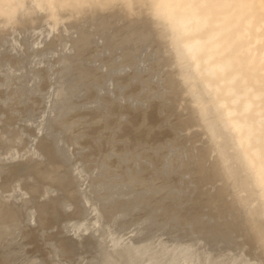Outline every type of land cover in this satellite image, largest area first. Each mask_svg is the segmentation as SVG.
Segmentation results:
<instances>
[{
	"label": "rangeland",
	"instance_id": "obj_1",
	"mask_svg": "<svg viewBox=\"0 0 264 264\" xmlns=\"http://www.w3.org/2000/svg\"><path fill=\"white\" fill-rule=\"evenodd\" d=\"M44 26H45L44 23L40 22L37 26L39 28L38 31L39 30L46 31L47 27L46 26L44 27ZM123 30L125 31L127 29L124 28ZM121 32H120L119 37L116 36L117 38L114 37V39L113 38L109 39L106 36H104L103 33H100V32L99 33L91 32L89 33V37L84 41L83 45H80V47L78 46L77 50L73 49L74 48L73 39L76 38L78 35L77 28H75L74 26H68L67 28H63L62 30H59V32L57 31L56 33L57 37L55 35L54 39L51 40V42H45V39L42 36L40 40L41 41L43 40L42 41L43 43L38 41L37 43L34 44L31 42V38L29 34L27 33V31H24V30L23 31L18 30V32L15 31L12 33L5 32L3 33V36L2 35L0 36V118H1L0 120V138H1L0 139V147H1L0 148V158L3 159V160H0V171L2 172L0 173V189L11 188L18 182H22L23 185H26V186H33L32 187L33 193L25 196V198H23L20 195V192H15L17 195L19 194L18 196L16 195L17 199L13 202V206L15 207V209L20 210L21 212L24 209H29V210L31 209V210L29 211V214L27 215L23 214L20 218L14 219L13 222L10 223L9 228L0 230V264H19V263L20 264H27V263L28 264H78V263L83 264L84 263L85 264V262L86 264H94L96 262L97 264L99 263L100 264H105V263L110 264L112 261L115 264H122V262L121 263L119 262L122 259L126 260L125 254L127 253L125 252V250L126 248H128V245L131 243H135L138 246V251L141 254H146V252L149 251L150 249H159L162 246H163L162 249L164 251L171 252L174 246L177 247L183 244L184 245L189 244V246L195 249L196 257L193 260L186 259L188 255H184L183 257H180L175 261H169L166 264H206L208 263L207 256H210L209 254L210 252L218 258L223 257L225 248H227L226 244L230 243L229 239L221 238L220 231H211L209 228H207L209 227L207 226L208 224L207 222L206 223L201 222V220H205V221L207 220L208 217H206L205 214H201L197 216L196 218L185 217V216H189L188 215L189 213L192 214L195 212L194 209L189 208L188 202L190 201V199L195 197L197 187H195L194 185L195 179L191 173V168L189 167L190 164L185 163L186 154L189 153L191 155L190 148L192 147V144L190 141L181 140L182 133L184 131L182 129H176L174 127V117L172 115L171 110H169L166 105V96L164 94V84L163 83L160 84L161 82H163L162 76L160 74L161 71L163 70V69L160 70V68H163V65L161 61H159L157 58L158 54L161 52V48L156 50V48L154 49V47L152 48V46H149L150 40L148 38L146 39V37H140V38L135 37L136 39L134 38L135 39L134 40L133 38L130 37V33L128 34L126 32L125 33L122 32L123 33L122 34ZM17 33H19L18 35L19 45H17L16 42L12 41V36L14 34L17 35ZM121 34L123 36L124 34L125 35L127 34V36L130 37L128 38L127 36H124V37H127L126 38L128 39L127 41L131 39V41H133L134 43L132 42V45L127 44L129 42L131 43V41L126 43V40H124L123 38L120 41L119 39H120V36H122ZM66 35H68V37ZM24 36L25 37L27 36V37L25 38ZM59 36L60 38H58ZM21 37H22V41H21ZM145 39H146V44H148L147 46L149 48L151 47L148 50L146 49L148 48L147 46L143 48V46L145 45ZM66 40L69 42H66ZM118 40L120 42H118ZM64 44L66 45L65 47H64ZM94 47L95 49H93ZM140 48L141 50L145 49V51L144 50L140 51ZM118 56L120 58H118ZM42 60L45 62H43ZM72 60H74V62ZM81 60L84 61L83 64ZM89 62H91V64ZM73 64L76 67H74ZM58 66L61 67V70H59ZM117 68L119 69V71ZM51 69L54 71H52ZM63 70H65L66 72L64 73ZM53 72H55V74L57 75L55 74L50 75ZM141 73L142 75L138 76V74L140 75ZM76 74L78 75V77ZM157 74H160V75H157ZM48 76H51V77H48ZM54 76L56 77L53 78ZM67 76L68 78H66ZM52 78H53V82L55 85L51 81ZM63 78L65 79L63 80ZM50 82L52 84H50ZM154 82L155 83L158 82V83L155 84ZM4 83L7 87L4 85ZM56 85H57V88L63 86L62 90L60 88H58L57 90ZM104 88H106L107 90H105ZM51 91L53 92L51 93ZM57 91H61V92L57 93ZM76 95L78 96V98H76L77 97ZM49 97H52L54 100L51 98L49 99ZM49 103H51V105ZM93 103L95 105H93ZM85 106L86 107L88 106V108L90 109V114L88 111L89 109L86 108ZM48 107H52V108H48ZM85 108H86V111L88 112H85ZM50 111H52V113ZM80 111H83L84 113L83 112L81 113ZM97 111H98V115L96 114ZM76 113L79 114L78 117ZM93 114L95 116H92ZM82 115H84V117H82ZM89 115H90V119L88 118ZM72 116H75V117H72ZM96 116H100V117H97L100 119L95 118ZM150 116H153V117H150ZM113 117H115V121ZM147 117L149 118L150 121L148 120ZM66 118L67 120H65ZM109 118L110 119L113 118V120L110 121ZM152 118L156 120V122L152 120ZM117 119H118V122H117ZM132 119L135 120L137 125L132 121ZM72 120L74 121L72 122ZM69 121H71L72 123ZM93 121L95 124L93 123ZM102 121L104 122V124ZM151 121L152 122L154 121L153 122L154 124ZM88 122H89V125L87 127L86 125L88 124ZM124 122L125 124H122ZM82 124L83 125L85 124V127L87 128V130L86 128H84L85 129L84 131ZM96 124L99 127V128L97 127V129L95 126ZM101 124H103L104 127ZM142 124L144 127L142 126ZM91 125L92 126L94 125V127H92ZM111 125L112 127H110ZM138 127L139 128L141 127V129H139ZM13 128L15 129V132ZM78 128H80V130H78ZM94 128L95 130H93ZM143 128H145L146 130ZM104 129H105L106 134L104 133ZM127 129L130 130L131 132L129 131L126 133V131H128ZM91 130L93 132L95 131L94 132L95 134ZM136 130L138 131L136 132ZM22 132L24 133L22 134ZM7 133L10 134V136H8ZM87 134L91 138L87 137ZM147 135L149 137H147ZM130 136H132V138L134 137L136 138L137 136V138L136 139L134 138V141H133V139H131ZM140 137H143L144 140ZM14 138L17 141L14 142ZM92 138L95 139V141ZM75 139H77L78 142L80 143H78L77 140ZM20 140L21 142H19ZM27 140L29 141L31 140L32 144L31 142ZM42 140H44L45 144ZM87 141H89L90 143ZM96 141L97 142L100 141L98 142L99 144ZM132 141L133 143L132 145H130ZM23 143L25 144V146H23L24 145ZM42 143L45 146H43ZM94 143H96V145ZM134 143L135 144L137 143L138 146L141 145L142 143V146H139V147L135 146ZM33 147L35 150L33 149ZM43 147H47L48 150H50V148L52 147L53 148L51 149L52 155L50 154L49 151H48L49 153L48 155V153L45 152L46 150L44 151L42 149ZM92 150L94 152H92ZM12 151H14L15 153L17 151V153L16 154L14 153L15 155H13ZM53 151H56V152L59 151L58 152L59 154ZM28 153L29 154L34 153L35 155L33 154V157L35 159L33 157H30L32 159L28 158V161H27V159H25V156ZM53 156L55 159L53 158ZM107 159L110 161V163L108 162ZM30 160H33V161H30ZM41 162L42 163L44 162V163L42 164ZM77 162H78V166H76ZM23 163L25 166H23ZM18 164L19 166H17ZM15 165L17 167H15ZM28 165L30 169L29 167H27ZM90 165H91V168L88 167ZM109 166L111 167L109 168ZM115 166H117L118 169ZM52 167H55L57 170L52 171V172H50V170H47L48 168L50 169ZM72 167L74 168V170L71 169ZM62 168L67 171L62 170ZM10 169L11 171L12 170L13 171L17 170V171L16 173L13 171L12 172L10 171L9 173ZM112 170H114L115 172L114 171L112 172ZM66 172L68 176L66 175ZM7 176H9V178L11 179L7 178ZM113 176H115V178ZM43 177H48V178L44 179ZM51 177L53 178L52 181L49 180ZM116 178H120V179H116ZM47 181H50V182H47ZM4 183L6 186L4 185ZM93 186L96 188H94ZM66 202H68V204ZM88 202L91 206L94 205L98 208L99 211H101L100 217L102 219L101 221L102 229L98 231L96 235L91 234L92 227H93L92 222L94 221V219H93V216H90L87 213L86 207H88ZM86 203H87V206H85ZM80 206L82 207L80 208ZM57 210L59 211L57 212ZM54 213L57 215H54ZM50 215L53 216L52 219H54L55 222L51 219ZM59 215L65 216V217L61 216V218H64V219L59 218L60 217ZM47 217L48 218L50 217V218L47 219ZM56 217L59 219H57ZM55 219H57V221ZM62 221H66V222L64 223ZM61 223L64 224L63 225L65 226L64 228L60 227L62 226ZM70 226H72V228H69ZM73 226L75 230L73 229ZM54 227H57V228H54ZM62 229L65 231H63ZM69 229L70 230L72 229L73 233H77V234L71 233L72 230L70 231ZM41 230L43 231L41 232ZM62 231L63 233L60 236V233ZM56 232H57V235L59 233V237L55 234ZM108 232H111L109 236H107ZM32 234L34 235V237L31 238ZM70 235L74 237L76 236L79 239L74 238ZM80 235H82V237ZM94 236L95 238H93ZM98 236L100 237V241H101V244L99 243V246L103 250H101V248L98 246H97L98 250H96V247L93 246V244L96 245V243L99 242L97 241L99 240ZM68 238L74 239L73 243L74 241L76 240L77 241L76 243L72 245V240L69 241ZM89 238H90V241L88 240ZM117 238L119 240L117 241L116 246H118L119 248H123V247L124 248L118 251L117 253L118 256L114 255L115 253L113 254L114 256H111L112 255L111 250L113 249L112 244L113 246H115L114 243ZM29 239H32V240H29ZM34 239L35 241H33ZM24 241H26L27 243ZM28 241L32 243L30 244L28 243ZM86 241H89L88 243H91L88 245L89 246L91 245L92 247H94L96 252H94L95 250H93L91 246L90 248L88 245H87L88 247L85 246L87 243ZM216 241H219V242L223 241L222 242L223 244L219 245L220 248L217 246H214V243ZM66 242L70 245H68ZM52 243H54V245ZM8 244L10 247L8 246ZM12 244L14 245L18 244L19 247H15ZM75 245L77 246L79 245V247L77 246L75 247ZM31 246L32 247L34 246L33 247L34 249L33 248L32 249L34 251L35 250L37 251L34 252L31 249ZM81 246L82 247L85 246V247L82 248ZM212 246L214 248H211ZM5 247L7 249H5ZM27 247H29L31 250L29 248L27 249ZM51 248L52 249L56 248V250L55 249L51 250ZM72 248L73 249L78 248V250L76 251V250H73ZM87 248L89 250L92 248L91 252L88 251L89 253H87V250H88ZM205 248L207 250H205ZM82 249L83 250L86 249L85 250L86 252L83 251ZM26 250L27 251L30 250L31 252L30 251L27 252ZM105 250L107 251L105 252ZM54 251H55V254H54ZM205 251H207V253ZM93 252L96 254L93 255L92 254ZM97 252H100L101 254L103 253L102 255H104L105 258L100 255L101 258H103V260H101L99 253ZM104 253H106L107 255L109 253L110 258H108V256L106 258V255ZM37 254L39 255L36 256ZM53 255H54V258L52 257ZM84 255L85 256L91 255L94 257V259L95 257L97 259L94 261V259L90 257L93 259V262H92V259L90 262L89 258L88 257L85 258ZM31 256L32 257L34 256V257L32 258ZM82 256L85 259H87L89 262L84 260ZM19 257H21V259H19ZM24 257L26 259H24ZM118 257L120 260L118 259ZM201 257H204V258H201ZM14 258L16 260H14ZM81 258L85 262L83 261L81 262ZM74 259H76L75 262H74ZM104 259L106 260L104 261ZM102 261H104L105 263ZM141 261H143L145 264H151V258L149 256L142 257ZM130 264H139V263H136L135 261ZM159 264H164V263L159 262Z\"/></svg>",
	"mask_w": 264,
	"mask_h": 264
},
{
	"label": "bare ground",
	"instance_id": "obj_2",
	"mask_svg": "<svg viewBox=\"0 0 264 264\" xmlns=\"http://www.w3.org/2000/svg\"><path fill=\"white\" fill-rule=\"evenodd\" d=\"M100 10H110L111 11L110 15H105L107 21H109L110 23L120 21L122 18L131 19V17H133V16L143 15L147 18L151 28L153 29L155 36L160 40L163 52H164L165 56L167 57L166 61L164 62V66L169 71L170 80H171L170 84L173 88H176V90H178V94H179L177 96V99H176L177 100V104H176L177 109L179 111H185L184 112V116H185L184 121L186 123V126H185L186 128H184V130L186 132L187 131L190 132L191 130H193V131L196 130V131H194L195 133H193V135L191 136L192 137L191 141L193 144L194 155L197 156L198 161H199V169H200V173L202 174V176L197 180V183H194V185H197L198 183H200V185L203 186V188H204L203 191L206 193L207 197L200 199L199 201H198V199L192 200L191 204L196 205L198 208L195 206V209L197 210V212L193 213V215H191L190 217L196 218L197 216H199L201 214H205L206 217H208V218L206 221L201 220V222L206 223L208 221L210 223L213 221L215 223V225H212L211 227H207V228H209L211 231L220 230L222 233V236H224V238H228L230 240V247L231 248L228 251V253L224 254L225 255L224 257L228 256L227 264H264V0H0V34H2V32L5 30H6V32H15L21 28L31 27L30 32H31V34H33L31 36V42L35 44L39 41L40 38H42V36L44 37L47 34V31H49V28L52 29L53 31L54 30L58 31L61 28H67L69 26L68 22L73 21V20L75 22V24H74L75 27L82 28L83 26L87 25L88 20L92 19L95 16V14ZM116 11H120V12L116 13ZM40 22L44 23L45 26L48 27V29L46 31H44V30L38 31L39 28L37 26ZM125 32H126V30L123 33H125ZM70 34H72V33H70ZM126 35L124 34V36H126ZM66 36L68 37V35H66ZM56 37H57V34H56ZM117 37H119V35ZM58 38H60V36ZM122 38L124 39L123 35L120 36L119 40L121 41ZM128 38H130V37H128ZM146 39H145V45L142 43L144 45L143 48L148 45V44H146ZM17 40H18V37L14 34L12 37V41L16 42ZM119 40H118V42H120ZM125 40H126V43L131 41V39L129 41H127L128 39H125ZM21 41H22V37H21ZM42 41L40 40V42H42ZM115 41H116V39H115ZM66 42H69V41L66 40ZM132 42L133 41H131V43L129 42L127 44L132 45ZM54 45H56V44H54ZM149 46H151V45H149ZM125 47H127V46H125ZM37 48H38V46H37ZM51 48H53V47H51ZM141 48H140V51H143V50L145 51V49L141 50ZM150 48L148 47L146 49L148 50ZM93 49H95V47ZM154 49H155V47H154ZM46 50H47V48H46ZM118 50H120V49H118ZM147 50H146V52H147ZM52 51H54V50H52ZM54 53H52V54H54ZM118 54H120V53H118ZM54 55H56V54H54ZM42 58H44V57H42ZM118 58H120V57L118 56ZM118 58H116V59H118ZM72 61L74 62V60H72ZM43 62H45V61H43ZM83 63H84V61H82V64ZM89 63L91 64V62H89ZM90 64H89V66H90ZM73 66H74V64H73ZM84 66H86V65H84ZM61 67H62V65H61ZM61 67H59V70H61ZM74 67H76V66H74ZM98 67H100V66H98ZM125 69H126V67H125ZM149 69H151V68H149ZM161 69H163V68H160V70ZM52 71H54V70H52ZM63 71H64V73L66 72L65 70H63ZM118 71H119V69H118ZM156 73H158V72H156ZM52 74L54 75L55 72L51 73L50 75H52ZM55 75H57V74H55ZM141 75H142V73L140 75L138 74V76H141ZM157 75H160V74H157ZM5 77H6V75H5ZM48 77H51V76H48ZM55 77L56 76H54L53 78H55ZM77 77H78V75H77ZM1 78H2V76H1ZM19 78H20V76H19ZM53 78L51 80L52 82H53ZM57 78H59V77H57ZM66 78H68V76ZM10 79H12V78H10ZM64 79L65 78H63V80ZM3 81H4V79H3ZM85 82H86V80H85ZM9 83H11V82H9ZM66 83H68V82H66ZM82 83H83V81H82ZM156 83H158V82H156ZM50 84H52V83L50 82ZM53 84H54V82H53ZM160 84H162V82ZM4 85H5V83H4ZM61 85H63V84H61ZM97 85H98V83H97ZM8 86H9V84H8ZM62 87H58V88H60L62 90ZM56 88H57V85H56ZM58 88H57V90H58ZM64 88H66V87H64ZM9 89H10V87H9ZM104 89L107 90L106 88H104ZM52 92L53 91H51V93ZM58 92H61V91H57V93ZM54 94H56V93H54ZM18 96H19V94H18ZM63 97H65V96H63ZM50 98L53 99L52 97H49V99ZM76 98H78V96ZM81 98H82V96H81ZM69 99H71V98H69ZM49 104L51 105V103H49ZM50 105H48V106H50ZM93 105H95V104L93 103ZM48 108H52V107H48ZM86 108H88V106ZM86 108H85V112L89 111V114H90V109L88 108L89 110L86 111ZM103 108H105V107H103ZM83 111H80V112L82 113ZM98 111L96 113L97 115H98ZM110 111H111V109H110ZM50 112L52 113V111H50ZM70 113H72V112H70ZM99 113H101V112H99ZM187 113H188L189 117L186 116ZM53 114H54V112H53ZM65 114H66V112H65ZM73 114H74V112H73ZM150 114H152V113H150ZM78 115L79 114H77V117H78ZM112 115H113V113H112ZM92 116H95V115L93 114ZM104 116H105V114H104ZM72 117H75V116H72ZM82 117H84V115H82ZM97 117H100V116H96L95 118H97ZM119 117H121V116H119ZM150 117H153V116H150ZM80 118H81V116H80ZM88 118L90 119V115ZM113 118L115 121V117H113ZM113 118L110 119V121L113 120ZM91 119H92V117H91ZM97 119H100V118H97ZM139 119H141V118H139ZM139 119H137V120H139ZM0 120H1V118H0ZM65 120H67V118ZM82 120H83V118H82ZM148 120H149V118H148ZM152 120H154V119L152 118ZM73 121L74 120H72V122ZM132 121L137 125L135 120L132 119ZM154 121L156 122V120H154ZM69 122H71V121H69ZM117 122H118V119H117ZM125 122L122 124H125ZM93 123H94V121H93ZM103 124H104V122H103ZM103 124H101V125L103 126ZM8 125H10V124H8ZM88 125H89V122L86 126L88 127ZM82 126H83V129L86 128L85 124L84 125L82 124ZM91 126H90V128H91ZM95 126L97 129V127H98L97 124ZM142 126H143V124H142ZM77 127H79V126H77ZM92 127H94V125ZM110 127H112V125ZM105 128H106V126H105ZM139 129H141V127ZM143 129H145V128H143ZM78 130H80V128H78ZM86 130H87V128H86ZM93 130H95V128ZM110 130H111V128H110ZM84 131H85V129H84ZM129 131L130 130L126 131V133ZM137 131L138 130H136V132ZM14 132H15V129H14ZM81 132H82V130H81ZM23 133L24 132H22V134ZM99 133H100V131H99ZM104 133L106 134L105 129H104ZM138 133H140V132H138ZM147 133H148V131H147ZM97 134H98V132H97ZM8 136H10V134H8ZM126 136H128V135H126ZM137 136H136V138H137ZM142 136H143V134H142ZM87 137L91 138L90 136H88V134H87ZM130 137L134 141L135 137L134 138H132V136H130ZM147 137H149V136L147 135ZM147 137H146V139H147ZM42 138H44V137H42ZM140 138L143 139V137H140ZM40 139H41V137H40ZM97 139H98V137H97ZM142 139H141V141H142ZM4 140H6V139H4ZM34 140H36V139H34ZM75 140H77V139H75ZM93 140L95 141V139H93ZM15 141H17V140H15V138H14V142ZM27 141H29V140H27ZM42 141L44 142V140H42ZM45 141H46V139H45ZM89 141H87V142H89ZM133 141L131 142L130 145H132ZM7 142H8V140H7ZM19 142H21V140ZM29 142H31V144H32L31 140ZM72 142H73V140H72ZM72 142H70V143H72ZM77 142H78V140H77ZM77 142H76V144H77ZM98 142H100V141H98ZM24 143H26V142H24ZM78 143H80V142H78ZM44 144H45V142H44ZM44 144H43V146H45ZM94 144L96 145V143H94ZM136 144H135V146H138V144L137 145ZM139 144H140V142H139ZM13 146H14V144H13ZM23 146H25V144ZM139 146H142V143ZM33 149H34V147H33ZM42 149L44 150V147ZM51 149H53V148L51 147L50 150H48V148H47V150L52 155ZM59 149H61V148H59ZM126 149H128V148H126ZM89 150H91V149H89ZM103 150H105V149H103ZM129 150H131V149H129ZM21 151H19V152H21ZM48 151H47V153H48ZM53 152H56V151H53ZM58 152H56V153L59 154ZM92 152H94V151L92 150ZM12 153H13V155H15L17 153V151H16V153L14 151H12ZM86 153H88V152H86ZM21 154H23V153H21ZM29 155H32V154L30 153ZM42 155H43V153H42ZM42 155H41V157H42ZM48 155H49V153H48ZM81 157H83V156H81ZM53 158H54V156H53ZM30 159H32V158H30ZM0 160H3V159L0 158ZM27 161H28V159H27ZM30 161H33V160H30ZM75 161H77V160H75ZM108 162L110 163L109 160H108ZM80 163H82V162H80ZM106 163H107V161H106ZM146 164H147V162H146ZM36 165H37V163H36ZM74 165H76V164H74ZM111 165H112V163H111ZM17 166H19V164ZM17 166L15 165V167H17ZM23 166H25L24 163H23ZM76 166H78V162H77ZM27 167H29V165ZM88 167L91 168V165ZM110 167L111 166H109V168ZM115 167L117 168V166H115ZM52 168H50V169L53 170ZM67 168H69V167H67ZM129 168H130V166H129ZM29 169H30V167H29ZM71 169L74 170L73 167ZM75 169H76V167H75ZM44 170H46V169H44ZM47 170H49V168ZM62 170H64V169L62 168ZM10 171H11V169L9 170V173H10ZM16 171L17 170H14L13 172L16 173ZM64 171H67V170H64ZM84 171H86V170H84ZM113 171L114 170H112V172ZM27 172H28V170H27ZM99 172H100V170H99ZM0 173H2V172L0 171ZM132 173H134V172H132ZM97 174H99V173H97ZM100 174H101V172H100ZM108 174H110V173H108ZM66 175H67V172H66ZM9 176H7V178H9ZM38 177H36V178H38ZM113 177L115 178V176H113ZM120 177H121V175H120ZM43 178L46 179L48 177H43ZM9 179H11V178H9ZM116 179H120V178H116ZM49 180L52 181L53 178L51 177ZM92 180H94V179H92ZM79 181H81V180H79ZM47 182H50V181H47ZM78 182H77V184H78ZM109 183H111V182H109ZM80 184H82V183H80ZM4 185H5V183H4ZM107 185H109V184H107ZM32 187L33 186H26V185H23L22 182H18L17 184H15L11 188L0 189V230L9 228L10 223H12L14 219L20 218L23 214H25V215L29 214V211L31 209L30 210L24 209L21 212L20 210L15 209V207L13 206V202L17 199V196L19 195V194L17 195L15 192H20V195L23 198H25V196L33 193ZM99 187H101V186H99ZM94 188H96V187H94ZM215 188L217 189L216 193H214ZM107 193H108V191H107ZM98 195H99V193H98ZM78 196H80V195H78ZM85 196H87V195H85ZM10 197H12V198H10ZM76 198H77V196H76ZM66 203L68 204V202H66ZM88 204H89V202H88ZM82 206H80V208ZM85 206H87V203L85 204ZM57 207H58V205H57ZM46 208H47V206H46ZM89 209H91V212L93 214H95V216L93 217L94 222L97 225H99L100 218H98V216L100 214V211L94 205L90 206ZM58 211L59 210H57V212ZM75 211H73V212H75ZM54 215H57V214L54 213ZM68 215H69V213H68ZM77 215H79V214H77ZM61 216L59 218H61ZM62 217H65V216H62ZM49 218L47 217V219H49ZM52 218H53V216H51V219ZM54 218H55V216H54ZM59 218H57V219H59ZM57 219H55V220L57 221ZM61 219H64V218H61ZM52 220L54 221V219H52ZM62 222L65 223L66 221H62ZM71 223H72V221H71ZM90 224H91V222H90ZM49 225H50V223H49ZM54 225H55V223H54ZM61 225L62 226H60V227H63V228L65 227V226H63L64 225L63 223H61ZM72 225H74V224H72ZM54 228H57V227H54ZM69 228H72V226H70ZM49 229H51V228H49ZM73 229H74V226H73ZM27 230H28V228H27ZM38 231H40V230H38ZM42 231L43 230H41V232ZM63 231H65V230H63ZM63 231L60 233V236L63 233ZM83 232H84V230H83ZM71 233H73V230L71 231ZM55 234L57 235V232ZM73 234H77V233H73ZM84 234H85V232H84ZM110 234H111V232H108L107 236H109ZM143 234H144V232H143ZM32 235H31V238L34 237V235L33 236ZM57 236L59 237V233ZM70 236H72V235H70ZM80 236L82 237V235H80ZM87 236H89V235H87ZM222 236H221V238H222ZM72 237H74V236H72ZM28 238H30V237H28ZM74 238H78V237L75 236ZM93 238H95V236ZM120 238H121V236H120ZM56 239H58V238H56ZM102 239H104V238H102ZM29 240H32V239H29ZM68 240L69 241L72 240V245L74 243H76V241H77L76 240L73 243L74 239L68 238ZM88 240L90 241V238ZM118 240L119 239L117 238L115 240V243H117ZM33 241H35V239ZM69 241H68V243H69ZM89 241H86L87 243L85 246H87L88 244H91V243H88ZM97 241H99V242L96 243V245L93 244V246L96 247V250H98V247H100L99 243L101 244L100 237H99V240H97ZM211 241H213V240H211ZM24 242H26V241H24ZM57 242H58V240H57ZM78 242H79V240H78ZM81 242H83V241H81ZM203 242H204V240H203ZM206 242H208V241H206ZM28 243H30V242L28 241ZM109 243H110V241H109ZM14 244H12V245H14ZM52 244L54 245V243H52ZM60 244H62V243H60ZM16 245H18V244H16ZM16 245H14V246L19 247V245L18 246H16ZM68 245H70V244H68ZM8 246H9V244H8ZM14 246H12V247H14ZM76 246L77 245H75V247ZM90 246H89V248H90ZM105 246H107V245H105ZM128 246H129V251H128L129 255L127 256L128 260L122 259L123 261L121 260L119 263L122 262V264L123 263L124 264H130V263L135 262L136 259H138L140 257V255H138L137 253L131 252V249H133V250H135L136 248L138 249V246L135 243H131ZM33 247L31 246V249ZM54 247H56V246H54ZM77 247H79V245ZM84 247H82V248H84ZM108 247H110V246H108ZM112 247H113V244H112ZM162 247H160L157 250L152 249V250H150L151 252L149 251L150 254H152L151 257L153 259H157L160 256H166L167 255V256H169V258L163 260V262H166V261H170L171 259L173 260V258H176V255H179V254L184 253V252H187L191 255H195V253L192 251V249H190V247H188V246H185V247L179 246L180 248L177 247V249L175 251H173L172 253L170 252L168 254H166V252H164L162 250ZM217 247H216V249H217ZM235 247L237 249H239L238 252L233 251L232 248H235ZM28 248L29 247H27V249ZM92 248H93V250H95L94 247H92ZM100 248H99V250H100ZM211 248H214V247L212 246ZM5 249H7V248L5 247ZM54 249L56 250V248H53V249L51 248V250H54ZM91 249L90 250L88 249L87 253H89L88 251L91 252ZM30 250H28V251L26 250V251L29 252ZM73 250L77 251L78 248H75ZM85 250L86 249H84L83 251H85ZM96 250L94 252H96ZM101 250H103V249L101 248ZM101 250H100V252H101ZM205 250H207V249L205 248ZM35 251H37V250H35ZM60 251H62V250H60ZM106 251L107 250H105V252ZM112 251L117 252V250H111V253H112ZM94 252L92 253L93 255L96 254ZM100 252H97V253H99V256L101 255L105 258V256L102 255L103 253L101 254ZM205 252L207 253V251H205ZM14 253H15V251H14ZM24 253H26V252H24ZM54 254H55V251H54ZM104 254L106 255V258H107V256H108V258H110L109 253H108V255L106 253H104ZM113 254L114 253H112L111 256H114ZM25 255H27V254H25ZM38 255L39 254H37L36 256H38ZM40 255H41V253H40ZM42 255H44V254H42ZM87 255L86 256L84 255L85 258L88 257L89 261L91 262V259L92 258L94 259V257L91 255H89V256H87ZM207 255H209V254H207ZM101 256H100V258H101ZM148 256H150V255H148ZM210 256L214 260L211 261L207 257V261L209 263H206V264H219L220 259H217V257H215L214 255L213 256L210 255ZM52 257L54 258V255ZM90 257H92V258H90ZM85 258L83 257L84 260L88 261ZM201 258H204V257H201ZM19 259H21V257H19ZM24 259H26V258L24 257ZM57 259H58V257H57ZM83 259L81 258V262L82 261L85 262ZM93 259H92V262H93ZM96 259L97 258L95 257L94 261ZM118 259H119V257H118ZM193 259H194L193 256H190L189 260H193ZM14 260H16V259L14 258ZM75 260L76 259H74V262H75ZM101 260H103V258H101ZM105 260L106 259H104V261ZM204 260H203V262H204ZM104 261H102V262H104ZM116 262H118V261H116ZM112 263L115 264L113 261L110 264H112ZM85 264H86V262H85ZM94 264H97V262ZM221 264H224V263H221Z\"/></svg>",
	"mask_w": 264,
	"mask_h": 264
},
{
	"label": "water",
	"instance_id": "obj_3",
	"mask_svg": "<svg viewBox=\"0 0 264 264\" xmlns=\"http://www.w3.org/2000/svg\"><path fill=\"white\" fill-rule=\"evenodd\" d=\"M110 12H111L110 10H100V11H98L92 19L88 20V24L85 25V26H83L82 28L75 27L74 26V24H75L74 20L68 22V25L69 26H74L75 28H77V33H78L77 37L73 39V45H74V48L73 49H76L77 50L78 46L80 47V45H83L84 41L89 37V33H91V32H96V33H99L100 32V33H103L104 36H106L107 38L111 39V38H114V37L120 35V32L124 28L127 29L126 30V33H128V34L130 33V37H132V38H135V37H146V38H148L150 40V45L152 47H155L156 49H158V48L160 49L161 48V52L158 54L159 56L157 58H158L159 61H161L162 65H163V70L161 71L160 74L162 76V81H163L162 83L164 84V94L166 96V105H167V108L169 110H171L172 115L174 117V127L176 129H182L184 131L182 133V137H181L182 139L181 140L190 141L191 144H192V141H191L192 140L191 139L192 137L191 136L193 135V133H195L194 131H196V130H194V131L191 130L190 132L187 131L188 133L184 130V128H186L185 127L186 126V123L184 121V119H185L184 118L185 117L184 116V112L185 111H179L177 109V105H176L177 104V100L176 99H177V96L179 95L178 94V90H176V88H173L171 86V84H170V81H171L170 80V74H169V71L164 66V62L166 61V58L167 57L165 56V54L163 52V49L161 47L160 40L155 36V34L153 32V29L151 28V26H150L147 18L145 16H143V15H138V16L131 17V19L122 18L120 21L111 22L110 23L109 21H107V19L105 17V15H110ZM119 12L120 11H116V13H119ZM30 28L31 27L21 28V29H19V31H23V30L24 31H27V33L29 34V36L31 38V36L33 34H31V32H30ZM46 29H48V27ZM62 29L63 28H61L59 30H62ZM49 31H47V34L43 37L45 39V42H51V40L54 39V36L57 33L56 30L53 31L50 28H49ZM5 32H6V30L3 31L2 34H0V36L1 35L3 36V33H5ZM8 33H12V32H8ZM18 35H19V33L16 36L18 37ZM126 38L127 37H124V40ZM18 39H19V37H18ZM39 41H40V39H39ZM16 44L19 45V41L18 40L16 41ZM64 46H66V45L64 44ZM186 116L189 117L188 113L186 114ZM44 148H45L44 150H46L45 152H47L48 151L47 148L46 147H44ZM190 152H191V155L188 153L190 156L188 154H186V156H185V163H189L190 164L189 167L191 168V173H192V175H193V177L195 179V183H197V180L202 176V174L200 173L198 158H197V156L194 155V152H193V144H192V147L190 148ZM32 156H33V154L32 155H27V156H25V159H28V158H30ZM52 169L54 171L57 170L55 167H53ZM49 170H50V172L53 171L51 169H49ZM195 187H197V190H196V193H195V197L192 198V199H190V201L188 202L189 208L195 210L194 213H196L197 210L195 209V206L196 205L191 204L192 200L198 199V201H199L200 199H203V198H206L207 197L206 196V193L203 191L204 188H203L202 185H200V183H198L197 185H195ZM216 192H217V189L215 188L214 189V193H216ZM90 206L91 205L88 204V207L86 208L87 209V213H88V215L94 217L95 214H93L91 212V209H89ZM100 215H101V213L98 216V218H100L99 225H97L93 221V227H92V231H91L92 232L91 233L92 235H96V233L102 229V224H101L102 219H101ZM188 215L189 216H185V217H190L191 215H193V213L192 214L189 213ZM207 223H208L207 226H209V227H211L212 225H215V223L213 221L210 222V223L207 221ZM218 231H220V230H218ZM221 236H222V233H221ZM222 238H224V236H222ZM222 242L216 241L214 243V245L215 246H218L220 248L219 245L223 244ZM226 245H227L226 246L227 248L225 249L224 254L225 253H228V251L231 248L230 247V243H228ZM181 246H183V247L188 246L195 253V249L192 248L191 246H189V244H186V245L183 244ZM177 247H179V246H177ZM177 247L174 246V248H172V250H171V253L173 251H175L177 249ZM123 248H119L118 246L115 245V246H113V249L112 250H117V252L112 251V253H115L114 255H117L118 256V254H117L118 251H120ZM232 249H233V251H236V252L239 251V249H237L236 247L235 248H232ZM135 250L131 249V252L132 253L135 252L138 255H140V257L138 259H136V263H139V264H145L143 261H141V258L144 257V256H148V255H150L149 257L151 258V264H157V263L163 262V260L169 258V256L166 255V256H160L157 259H153L151 257L152 254H150V252H151L150 250H152V249L149 250L150 252L147 251L146 254H141L138 251V249H135ZM128 251H129V246L125 250V252L127 253V254H125L126 260H128V258H127V256L129 255ZM164 252H166V251H164ZM168 253H170V252L167 251L166 254H168ZM209 254L213 256V254L211 252ZM224 254H223V257L222 258H218L217 257V259H220L219 264H221V263L227 264L228 256L227 257H224L225 256ZM184 255H188V257L186 259H189L190 256H193V258L196 257V253H195V255H191V254H189L187 252H184V253H181L179 255H176V258H173V260L171 259L170 261H175L178 258L183 257ZM207 257L211 261L214 260L212 257L210 258V256H207ZM168 262L169 261H166V262H163V263L166 264Z\"/></svg>",
	"mask_w": 264,
	"mask_h": 264
}]
</instances>
